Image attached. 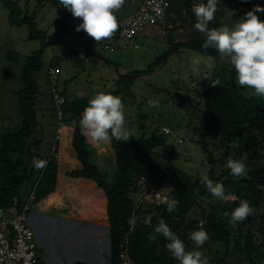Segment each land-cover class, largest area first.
Masks as SVG:
<instances>
[{
	"label": "trees",
	"instance_id": "1",
	"mask_svg": "<svg viewBox=\"0 0 264 264\" xmlns=\"http://www.w3.org/2000/svg\"><path fill=\"white\" fill-rule=\"evenodd\" d=\"M44 1L47 0H38V3ZM48 1L56 7V21L59 24V29L52 34H48L47 30L38 29L37 10L29 13V3L26 4V9H23L20 0H0V6L9 10L8 18L13 26L26 24L30 33L29 38H42L43 42L41 49L26 56L20 66L22 86L17 91L19 123L15 127L0 131V208L13 214L23 210L33 192L36 197L33 206L52 194L57 188L59 177L60 164L56 154L63 147V135L60 130L57 131L58 138L56 136L55 141L58 145L54 153L49 155L42 153L44 137L37 113L40 86L34 73L43 66L45 49L62 41L74 28L78 18H74L70 11L63 8L59 0ZM170 1L165 25L169 22L175 23L177 19L182 20L181 25H184L189 19L184 14L187 10V14H192L190 26L194 28L196 21L191 8L194 4L206 3V0ZM244 1L247 12L252 10L253 0ZM222 15V12L217 11L216 19L209 27H218L225 23ZM166 28L169 31V47L155 56L144 69H134L120 76L117 88L112 94L132 95L131 86L136 78L153 73L182 49L220 58L215 49L204 50L201 47L205 37L195 28L190 39L185 41H176L172 35L178 26ZM118 31L113 37L119 36ZM108 40L100 44L106 52L111 53L105 49ZM85 44L87 47H84L85 50L80 46L75 51L83 49L88 55H92L91 43L86 41ZM121 52L123 51L114 53ZM8 56L16 63L19 62L16 52H9ZM103 59L106 63L119 65L118 61L105 57ZM60 62L61 60H57L49 66L50 82L55 90L54 100L55 93L64 98L60 106L62 120L59 121L58 127L69 130L68 147L79 162V165L73 166L67 174L83 183L88 195L102 202V208L94 216L95 220L108 227L110 264L123 263L120 257L122 244L132 264H178L165 247L167 241L163 236H159L155 242L148 239L160 219H164L184 240L188 250H199L208 256L210 264H264V99L257 98L247 88L240 87L236 83L233 68L215 70L210 81L197 89L200 96L198 106L203 122L198 142L205 154L203 157L206 174L214 182L222 183L226 194L234 196L228 203H222L206 190L201 182V176L180 169L170 159L162 160L163 163L159 161L162 155L157 149L163 146L166 140L161 132L157 131L152 132L149 137L141 136L126 142L113 138L111 143L104 145L108 154L105 158L109 157L112 171L114 170V178L108 179L98 160L96 162L93 159L94 147L80 130L81 114L89 99L71 98L67 90L69 81L61 92L57 91ZM53 68L58 69L54 83L51 75ZM215 80L220 81L218 87L212 85L211 81ZM54 102L57 106L56 101ZM56 108L59 118L58 106ZM163 127L162 133L167 134ZM183 141L182 138L178 140L179 143ZM34 158L45 161L46 166L41 170L36 169ZM229 159L245 162L247 174L242 178L234 177L227 167ZM152 160L157 164H152ZM159 170L171 186L167 199L163 202L147 200L145 204L143 202L145 192L151 191L150 184ZM135 194H139L142 200H135ZM173 199L179 203L170 213L167 210V202ZM242 200L252 204L255 214L233 229L223 213H231ZM145 205L154 211L148 221L144 219ZM200 228L206 230L210 238L201 248H196L190 240V234ZM215 244L223 247L222 253L219 249L211 250ZM207 251H210L209 254Z\"/></svg>",
	"mask_w": 264,
	"mask_h": 264
},
{
	"label": "rangeland",
	"instance_id": "2",
	"mask_svg": "<svg viewBox=\"0 0 264 264\" xmlns=\"http://www.w3.org/2000/svg\"><path fill=\"white\" fill-rule=\"evenodd\" d=\"M168 1L170 5L171 1ZM27 3H29V13L37 10L36 23L38 29L47 30L48 34L59 29V24L56 21V7L50 1L47 0L39 4L38 0H20L23 9H26ZM256 5L264 7V0H253V9ZM136 8V4L132 3L131 0H126L125 5L116 15L121 18L127 17L133 14ZM227 10H234V21L245 17L247 13L244 0H220L218 12H222L223 20L228 24H232L234 21L227 18ZM8 15L9 10L0 6V131L15 127L19 123L17 91L22 86L20 66L26 56L41 49L43 43L42 38H29L30 33L26 24L13 26L9 22ZM257 15L261 20H264V11L257 12ZM187 16L189 19L184 25H181L182 20L177 19L175 23L169 22L167 25L153 28L152 37L144 40L143 47L139 50H128L121 53L106 52L101 47L102 43L96 44L83 30L76 31V27L83 22L82 19L75 21L74 28L62 41L48 46L43 54L42 68L34 73V77L40 86L37 113L41 122L40 129H43L42 153L44 155L54 153L58 145L57 139H55L57 131L60 130L62 135L67 134L66 128L58 127L59 118H57V106L54 102L55 90L49 75V66L52 63L61 60L58 92H61L66 82L69 81L67 90L71 98L86 97L90 99L97 92L112 93L117 88L116 84L120 76L134 69H144L154 60L155 56L169 47V31L166 26L168 28L178 26L172 32L176 41L190 39L194 28L190 26L192 14L188 13ZM86 41L91 43L92 55H88L84 51ZM80 46L84 50L75 51ZM9 52L18 54V63L9 58ZM103 57L118 61L119 65L106 63ZM197 58H199L200 63L194 64L193 61ZM224 69H232L227 60L222 61L220 58L207 56L197 51L182 49L174 54L167 63L156 68L153 73L136 78L131 86L132 95L120 94L126 106L127 129L133 135L130 139H138L141 136L149 137L154 131L161 132L166 141L163 146L157 149L162 155V159L159 161L163 163V161L170 159L180 169L192 175L202 176L206 173V169L204 165L205 154H203L201 144L198 142L203 129V122L198 106L200 96L197 89L210 81L215 70ZM248 91L251 92L250 89ZM164 125L171 128V133H162L161 130ZM180 138L184 140L183 143L178 142ZM88 142L94 147L93 159L96 162L98 160L102 171L104 170L108 179L112 180L114 170L112 171L109 157L105 158L108 154L104 145L93 143L90 140ZM67 150L69 152V149ZM68 152H66V148L63 149L62 147L61 151H57L56 154L62 171L73 167ZM152 164H157V162L152 160ZM150 186L151 191L145 192L143 198L145 204L147 200L163 202L167 199L171 186L169 181L162 177L160 170ZM231 197L234 199L233 195ZM45 198L50 197L48 195ZM134 198L138 201L142 200L139 194H135ZM48 202V205L53 206L51 200ZM39 207V205H34L31 211H37ZM47 208L51 209L52 207ZM144 210H146L144 219L148 221L154 211L148 205H145ZM99 233L98 236L109 240L108 231L101 230ZM107 245V241L104 242L99 247V251L110 263ZM218 249L222 253V246L215 244L211 247V250ZM42 251L40 255L44 260L43 254H46V251ZM59 252L63 263L70 264L60 249ZM207 252L209 254L210 251ZM40 255L37 253L38 264L42 263ZM76 263L82 264L78 260Z\"/></svg>",
	"mask_w": 264,
	"mask_h": 264
},
{
	"label": "clouds",
	"instance_id": "3",
	"mask_svg": "<svg viewBox=\"0 0 264 264\" xmlns=\"http://www.w3.org/2000/svg\"><path fill=\"white\" fill-rule=\"evenodd\" d=\"M59 2L74 18L82 19L83 22L76 27V31L83 30L99 44L111 39L119 30L116 13L123 8L126 0H59ZM219 3L220 0H206V3L200 2L191 8L196 21L194 28L205 37L201 47L204 50L215 49L220 59L227 60L235 70L236 83L240 87L250 89L253 96L264 99V20L257 15V12L264 11V7L256 5L245 14V17L235 21L234 10H227V18L234 21L232 24L221 23L218 27H209L216 19ZM184 14L187 15V10ZM193 63L199 64V58ZM211 82L214 87H218L220 83L219 80ZM79 125L85 138L96 144L107 145L113 138L126 142L133 136L127 129L126 106L123 99L109 92H97L89 99L81 114ZM33 163L38 170L46 166L45 161L36 158L33 159ZM227 167L237 178L244 177L248 171L246 163L237 159H229ZM201 182L217 201L228 203L232 199L230 194H226L224 185L214 182L206 173L202 174ZM178 203L179 201L175 199L168 201V212H173ZM6 211L13 217L16 215ZM254 214V207L246 200H242L231 213H223L233 229ZM159 236H163L167 241L165 247L178 264H210L209 257L203 252L188 250L184 240L164 219L159 220L148 239L155 242ZM209 238L208 232L202 228L190 234V240L196 248H201Z\"/></svg>",
	"mask_w": 264,
	"mask_h": 264
},
{
	"label": "crops",
	"instance_id": "4",
	"mask_svg": "<svg viewBox=\"0 0 264 264\" xmlns=\"http://www.w3.org/2000/svg\"><path fill=\"white\" fill-rule=\"evenodd\" d=\"M66 130L62 146L66 152L69 149L72 164L77 166L79 162L73 151L67 148L70 132ZM68 170L60 168L56 190L49 195L50 198L36 204L40 206L37 211L32 210L28 214V222L35 232L37 253L40 255L42 250L46 251L44 260L40 255L41 264H64L59 249L70 264H77V260L82 264H110L99 251V247L107 241V252L110 254V241L98 236L101 230L108 231V227L95 220L94 216L102 208V202L88 195L85 185L68 176ZM49 200L53 206L48 205Z\"/></svg>",
	"mask_w": 264,
	"mask_h": 264
},
{
	"label": "built area",
	"instance_id": "5",
	"mask_svg": "<svg viewBox=\"0 0 264 264\" xmlns=\"http://www.w3.org/2000/svg\"><path fill=\"white\" fill-rule=\"evenodd\" d=\"M131 2L137 5L136 11L124 18L117 16L119 36L112 37L109 39L110 42L108 40L105 43V49L111 53L139 50L143 47V41L152 37L153 28L165 25L168 0H131ZM57 74L58 69L53 68L51 71L53 83ZM55 101L59 109V121H61L60 106L64 98L55 93ZM163 131L167 134L171 133V129L166 126L163 127ZM35 200L33 192L23 210L14 217L0 208V264H38L35 232L28 222V214ZM121 247L122 264H132L125 246L122 244Z\"/></svg>",
	"mask_w": 264,
	"mask_h": 264
}]
</instances>
